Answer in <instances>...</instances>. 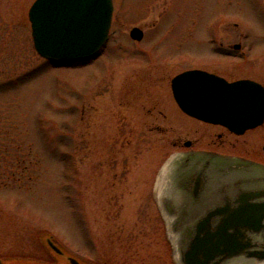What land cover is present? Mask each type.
Listing matches in <instances>:
<instances>
[{
	"label": "rangeland",
	"instance_id": "obj_1",
	"mask_svg": "<svg viewBox=\"0 0 264 264\" xmlns=\"http://www.w3.org/2000/svg\"><path fill=\"white\" fill-rule=\"evenodd\" d=\"M32 2L0 0V254L49 259L48 235L90 264H174L152 197L173 148L139 104L160 99L190 126L170 97L176 73L264 83V0H112L99 54L59 65L34 49Z\"/></svg>",
	"mask_w": 264,
	"mask_h": 264
},
{
	"label": "water",
	"instance_id": "obj_2",
	"mask_svg": "<svg viewBox=\"0 0 264 264\" xmlns=\"http://www.w3.org/2000/svg\"><path fill=\"white\" fill-rule=\"evenodd\" d=\"M112 10V0H34L27 12L34 49L54 65L92 58L107 41ZM129 35L139 40L143 31L134 26ZM171 88L195 118L236 133L263 122L264 86L253 79L229 81L193 68L176 74ZM154 198L174 264H264V164L173 153L159 170Z\"/></svg>",
	"mask_w": 264,
	"mask_h": 264
},
{
	"label": "flooded vegetation",
	"instance_id": "obj_3",
	"mask_svg": "<svg viewBox=\"0 0 264 264\" xmlns=\"http://www.w3.org/2000/svg\"><path fill=\"white\" fill-rule=\"evenodd\" d=\"M208 71L221 75L213 70ZM173 76L169 80V92L172 102H174V107L193 122H190V126L174 127V123L169 117L166 109H164L163 103H161L160 99H155L149 102L144 101L141 102L139 106L141 108L140 110L143 112V117L145 123L148 125L149 131H154L155 135H157L160 140H168L170 146L173 148L172 153L208 152L224 156L240 157L264 164V161L259 158V155L264 154V143L259 146L256 141L257 138L264 137V133L256 131L258 127H261L264 124V119L260 125L248 128L242 133H236L221 124L195 118L181 110L176 103L171 88V79ZM155 80L158 82L161 81L162 78L156 77ZM259 82L264 86L262 81ZM126 95L127 92L125 93V96ZM126 103L129 105V108H131L130 101H126ZM45 237L44 244L48 250L49 259H34L32 261L25 257L21 259L19 256H15V254H0V264H33L36 262L40 264H90L86 258H83V260L73 256L64 246L53 238L49 236ZM48 241L55 245L58 250L50 247ZM70 258H75L76 260L72 261Z\"/></svg>",
	"mask_w": 264,
	"mask_h": 264
},
{
	"label": "bare ground",
	"instance_id": "obj_4",
	"mask_svg": "<svg viewBox=\"0 0 264 264\" xmlns=\"http://www.w3.org/2000/svg\"><path fill=\"white\" fill-rule=\"evenodd\" d=\"M162 182H161V184L163 183V180H161ZM162 190V189H161ZM161 190H160V193H161Z\"/></svg>",
	"mask_w": 264,
	"mask_h": 264
}]
</instances>
